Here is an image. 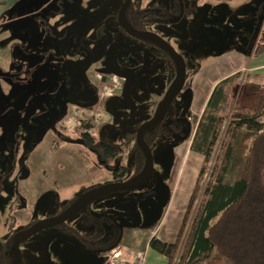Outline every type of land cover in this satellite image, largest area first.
<instances>
[{
    "label": "rangeland",
    "instance_id": "rangeland-1",
    "mask_svg": "<svg viewBox=\"0 0 264 264\" xmlns=\"http://www.w3.org/2000/svg\"><path fill=\"white\" fill-rule=\"evenodd\" d=\"M262 1L183 0V5L194 7L189 19L148 29L177 52L182 51V46L193 57L192 64L188 65L192 75L194 68L201 67L213 56L230 49L246 53L250 45L256 47L264 29V9L258 17ZM150 5L168 6L165 0H152ZM121 7L122 0H0V72L16 77H0V243L10 244L11 237L32 220L42 221L53 215L56 208L86 196L98 182L113 183L117 178L109 167H129L126 176L120 178L122 181H127L134 173L126 136L138 130L140 124L152 116L156 102L166 97L164 74L168 68L139 40L123 39L113 31L114 23L109 18L118 14ZM103 25L105 33L97 35ZM120 40L125 41V45L115 46L110 63L122 73L134 75L133 78L119 79L105 73L109 50ZM102 74L104 76L97 80ZM190 80L177 102L183 103L189 97ZM245 81L249 80L238 77L228 84L221 82L225 88L224 99L235 101ZM96 87L100 99L93 109L94 114L91 115V109L86 106L74 107L66 117L72 120L67 125L62 123L72 106L86 105L97 99ZM110 94L116 95L106 102L110 113L105 114L102 106ZM231 107L234 108V102ZM197 109L196 105L195 111ZM203 113L191 114V137L177 152L178 144L172 140L158 139L151 146L153 167L162 177L163 187L153 178L144 187L109 193L90 205L92 214H107L124 229V238L117 249L119 256L115 258L108 252L96 256L74 239L65 234L54 235L58 231L48 228L27 237L21 245L22 264H111V260L114 264H126L137 251L144 252L146 241L152 236L149 227L162 220L172 194L170 183L174 194L167 231L165 234L160 228L152 231L153 237L174 245L179 234L177 228L184 219L177 211L186 204L205 159L204 155L191 150L193 142L200 145L194 138ZM221 114L212 113V118L220 125L219 136L181 237L178 257L207 184L216 185L220 180L234 184L244 171L245 160L239 145L241 135L229 134L230 121L221 119ZM261 120L264 121V115ZM91 121L95 125L94 135L98 137L97 128H102L101 137L121 148V154L108 164L82 144L76 132L79 122ZM156 183L158 194L146 199ZM67 224L81 233L93 229L89 213H80ZM105 230L110 235L114 228L105 225ZM156 255L153 251L149 264H156L153 258Z\"/></svg>",
    "mask_w": 264,
    "mask_h": 264
},
{
    "label": "trees",
    "instance_id": "trees-1",
    "mask_svg": "<svg viewBox=\"0 0 264 264\" xmlns=\"http://www.w3.org/2000/svg\"><path fill=\"white\" fill-rule=\"evenodd\" d=\"M133 14H136L134 10ZM156 15L154 10L150 11L149 9L146 18L152 19ZM257 46L258 48L264 46V29ZM197 70L198 68H194L193 73ZM238 77H240L239 73L222 83L227 84ZM222 83L213 90L200 120L198 135L194 138V141H200V145L196 146L193 142L191 147L192 151L204 155L205 159L189 199L176 242L170 246L155 237L149 241L150 248L163 255L167 264H175L177 259V264H264V124L261 120L264 115V85L245 81L240 86L235 101H230V99H224L225 88L222 87ZM233 102L234 108L231 107ZM216 112L222 113L221 119H229V134L238 133L241 135L239 145L245 160L244 171L241 178L234 184H224L221 180L216 185L212 182L207 184L204 199L191 224L181 255L178 257L181 237L201 190V179L219 136L220 125L216 124L215 118H212V113ZM163 123L165 122H160L144 132V137L149 145L162 137L170 136L169 132L171 133V131L165 126L163 127ZM127 140L134 142L130 150V160L137 165V170L133 175V178H137L140 177L147 165L145 155L136 141L135 132L128 133ZM94 148L98 149L97 153H100L99 148L106 151L105 154L101 153L105 162L120 154L118 147H113L105 140L95 144ZM119 171L112 170L117 180L120 179ZM128 171L121 170L120 177ZM128 191V189L115 190L112 193ZM154 195L155 192H151L146 194L145 198ZM81 198L83 196L64 204L58 212L71 208ZM92 203L80 212L83 215L89 213L93 225L91 232L81 233L76 228L69 227L67 223L58 228L69 238L74 239L83 249L97 255L118 248L124 231L113 220V217L107 214L97 217L92 214L93 212L90 211ZM158 224L155 223L149 228L153 230ZM105 225L113 226L112 234H106ZM14 238L15 235L11 237L8 245L0 243V264L14 262Z\"/></svg>",
    "mask_w": 264,
    "mask_h": 264
},
{
    "label": "flooded vegetation",
    "instance_id": "flooded-vegetation-1",
    "mask_svg": "<svg viewBox=\"0 0 264 264\" xmlns=\"http://www.w3.org/2000/svg\"><path fill=\"white\" fill-rule=\"evenodd\" d=\"M151 1L152 0H131L130 3H129V5L125 9V12H124V19H125L126 23L128 25H130L132 28H134L135 30H137V31L153 33L151 31H149V29H148L149 26H156V25L169 26V25H175L177 23L179 24L183 19H186V18L189 19L190 16H191V12L194 9V7H189V6H186L185 4L183 5V0H165L166 3H167V5H168V6H165V7L164 6H151L150 5L151 4ZM124 2H125V0H122V6H123ZM121 8H120V10H121ZM149 9H150V11L151 10H154V12L157 13L156 17H154L152 19H147L146 18V14H148V10ZM263 9H264V0L262 1V4L260 5V10L258 12V17L259 18L262 15ZM120 10H119L118 14L112 15L109 18V21L114 23L113 24V28H114L113 31L116 34H118L119 36H122L123 39L126 38V37H132V38H135V39L139 40L143 44V46L145 48H148V49L153 50L155 57L158 58V59H162L166 63L167 68H168V71L164 74V77L167 79V81H166V87H165V89H166L165 90V96L166 97L162 98L161 101H157L156 102L158 104H157V107H155V109L152 111L153 112L152 113V116L150 118H148L146 121L142 122L140 124V127H141L143 124H145V123L149 122L150 120H152L156 116V114H158V112L166 106V103L168 101L169 95H170L171 90L173 88L174 81H175L176 76H177V65H176V62H175L174 58L171 56V54L167 50H165L163 47H161V46H159V45H157V44H155V43H153V42H151L149 40L140 39V38L133 37L132 35H130L124 29V27L122 26V24L120 22ZM133 10L136 12V14H133ZM148 20H150V22H148ZM109 24H112V23H108V25ZM105 29H106V26L105 25L99 27V29L97 31V33H98L97 35L104 34L105 33ZM254 44H256V43H254ZM117 45L124 46L125 45V41L120 40L118 43H115L110 48L109 53H108L109 62H108V58H107L108 68L105 70V73H109L111 76L118 77L119 79H125L126 77H119V76L115 75L114 72L119 73V74H124V75H129V74L122 73L121 71L117 70L110 63V55H111V52L115 48V46H117ZM171 47L177 52V50L173 46H171ZM250 47H251V45L249 46V48ZM180 50H182V51H180V52L178 51L177 53L183 58V60L185 62V65H186V80H185V83H184V86H183L181 92L175 97V99L171 103L169 109L167 110L166 115L158 122V123L165 122V123H163L162 126L163 127L165 126L166 128H168L171 131V133L169 132L170 136L168 134L169 137H162L161 139L164 140V141H166V142H168L170 140L175 141L178 144L177 146H179V145H181V144H183V143L186 142V141H183L182 138H184L187 135L189 129L192 130V122H191L192 117H191V112L188 109H186V108L183 109V111H182L183 103L186 102L187 98H186L185 102L183 101V103H181V102H177V97L184 90H186L185 89V85L187 84V81L190 80V78H191V72L189 71L188 65L189 64H192V61H193L192 58L193 57L190 54H188L186 52V50L182 46H181V49ZM109 63L112 66V68L109 66ZM171 72H173L172 75H171ZM104 74L98 75L97 76V80L100 78V76H104ZM14 78H16V77H14ZM11 79H13V78H11ZM95 93H96V98L97 99L94 102L88 103V104L82 105V106H79V105L72 106L71 107V110L63 117L64 119L62 120V123L64 122V124L67 125V123H69V121L72 120V119L71 120L70 119L67 120L66 117L69 116V114H71V111L73 110L74 107H85L86 106L87 108L91 109V115H93L94 114L93 109L97 106V104L99 102V99H100V97H98L99 95H98L97 87L95 89ZM116 94H114V95L110 94V96H108L109 98H107L106 101L103 103L102 109L104 110V113L105 114H107L109 112V110L107 108V103L106 102L110 98L114 97ZM84 110L87 111V113L88 112L90 113V111L88 109H84ZM91 120H93V118H91ZM158 123H156L155 125L151 126L150 128L156 126ZM78 125H79V127L76 128V132L79 133V138H80L81 143L84 144L87 148H89L93 153L99 155L101 158H102L101 153H104L105 154L106 151L103 148L102 149L99 148L100 153H97L98 149H95L94 148V145L97 144L98 142H100L101 140L107 141L113 147H118V146L112 144L108 139H103L101 137L100 132H101V129L102 128H97V130H98V132H97L98 133V137L96 135H94L93 134V131L95 130V125L92 123V121L91 122H87V123L86 122H83L82 124H81V122H79ZM101 125H103V124H101ZM150 128H148V129H150ZM148 129H146V130H148ZM133 132L136 133V141L139 144L138 137H137V129L134 130ZM66 140H67V138H65V141ZM144 140H145L146 144L150 147V150H151V146L155 142L153 144L149 145L148 142H147V140L145 139V137H144ZM181 142H183V143H181ZM126 143L128 144L127 146H129V151H130L131 148H132V145L134 144V142L128 141L127 140V136H126ZM139 146L142 148V150L144 152L145 159H146V163H147V165L143 169L144 171L140 175V176H142V175H144L149 170V159H148L147 153L144 150V148L140 144H139ZM119 149H120V154H121V148H119ZM130 152H129V155H128V157H130L129 159H131ZM117 157L112 158V160H115ZM112 160H108L107 162H105L103 160V162H105V163L108 164V162L109 161H112ZM130 163H131V166H133L134 170H137L136 169L137 168L136 167L137 165L134 164V163H132L131 160H130ZM109 169H111V170H130L129 167H123V166H121V167L118 166V167H113V168L112 167H109ZM134 173H135V171H134ZM134 173L131 175L130 178H128V180L135 179V178H133ZM112 174H113V177H114L115 175H114L113 172H112ZM126 174L124 176H121V177L124 178L126 176ZM121 177H119V178H121ZM115 178H116V176H115ZM153 178H156L158 185L161 183L162 184V187H163L162 177L157 172H155V169H154L153 176H152L150 182L152 181ZM114 182H124V181H122L121 179H118V180L117 179H114L113 183ZM157 183L155 184L154 190H152V192H155V194H158V190H156L157 189V187H156ZM150 197H152V196H150ZM62 207H60V208H62ZM60 208H56L57 210H55L54 214L48 216L46 219L59 216L62 213H64L65 211L68 210L67 209L65 211L58 212V211H60ZM97 215H100L101 216L102 214H96V216ZM38 222H40V220H35V221L32 220V222H30L28 224V226L25 229H22L21 231L30 229L31 227H33ZM67 222H65V223H67ZM65 223H63V224H65ZM60 225H62V224H60ZM60 225H57L55 227H51V228H55V230L58 231L54 235H57V234H65V233H63V232H61L59 230L58 227ZM14 235L16 236V234H14ZM65 235H67V234H65ZM112 251H110L108 253L110 254Z\"/></svg>",
    "mask_w": 264,
    "mask_h": 264
},
{
    "label": "crops",
    "instance_id": "crops-1",
    "mask_svg": "<svg viewBox=\"0 0 264 264\" xmlns=\"http://www.w3.org/2000/svg\"><path fill=\"white\" fill-rule=\"evenodd\" d=\"M257 44H256L257 48L255 46L253 48L250 47L249 51L246 53L237 51L236 49H230L220 56H213L212 58L208 59L204 65L198 67V70L192 73L190 78L191 80L188 87V92L190 94L189 97L187 98L188 101L186 100L187 101L186 109H188L191 112V114L203 113L215 87L219 83L234 76L237 73L240 74V77L244 78L245 80H249L251 83L261 86L264 85V46L258 48ZM196 105L198 106L197 111H195ZM262 123L264 124V121H262ZM182 145H184V143L177 147L176 152ZM190 154L194 155L191 152ZM197 176L198 175H196L194 182L191 186L192 190L195 186ZM97 185L101 186L104 184L102 182H98ZM168 186L170 187L172 192L171 198L167 204V208L162 220L155 228L156 230L160 228L159 230L163 231L164 234L167 231L165 229L167 228L166 226L168 225L169 222V220L167 219L172 207L173 194H174L173 185L170 183ZM191 192L192 191L190 190L188 197H186V204L177 211V214L182 215V217H184L186 211V205L187 202L189 201L188 199ZM181 223L182 220L180 221V224L177 228L178 231L180 229ZM153 232L154 231L151 230L150 234H152V236H150L149 239L146 241L145 249L143 250L144 251L143 253L146 254L145 264H149L148 258L150 256L152 257L153 250L149 246V241L154 236ZM167 243H169V245L171 244L170 242ZM136 253H139V251H137ZM136 253H134V255ZM153 258L155 259L156 264H167L166 259L163 255L161 256L158 254L156 256H153Z\"/></svg>",
    "mask_w": 264,
    "mask_h": 264
},
{
    "label": "water",
    "instance_id": "water-1",
    "mask_svg": "<svg viewBox=\"0 0 264 264\" xmlns=\"http://www.w3.org/2000/svg\"><path fill=\"white\" fill-rule=\"evenodd\" d=\"M131 0H125L121 10H120V22L124 29L133 37H137L140 39H145L149 40L161 47H163L165 50H167L171 56L174 58L176 65H177V76L173 84V88L171 90V93L169 95L168 101L166 103V106L161 109L156 116L150 120L149 122L143 124L138 130H137V137H138V142L139 144L144 148V150L147 153L148 159H149V170L142 176L124 181V182H114L111 184L107 185H102L97 188L92 189L86 196L81 198L74 206L69 208L67 211L62 213L59 216L53 217V218H48L44 219L37 224H35L33 227H31L28 230L20 231L16 234L13 242V251L15 253V259L12 264H22L23 263V253L21 250V244L29 237L30 235L37 233L39 231H42L44 229H48L51 227H55L57 225L63 224L67 222L68 220L72 219L75 217L77 214L83 211V209L93 201L109 194L112 193L115 190H133V189H138L146 184H148L153 176L154 172V167H153V160H152V155H151V150L150 147L146 144L144 140V131L151 126L155 125L158 123L167 113V110L169 109L171 103L175 99V97L181 92L185 80H186V65L183 60V58L161 37L157 36L154 33L150 32H141L137 31L134 28H132L130 25H128L124 19V12L126 7L129 5ZM109 62V58H108ZM109 66L112 68V66L109 63ZM113 70V69H112ZM114 72V71H113ZM145 72V70H144ZM115 75L119 77H126V78H133L135 77L134 75H124V74H119L114 72ZM0 77L1 78H14L12 75H8L6 73H1L0 72ZM191 132L192 130L189 129L187 135L182 138L183 141H187L191 137ZM98 217L100 215H97ZM52 237L49 239L48 243L51 241ZM48 243L46 245V253L48 249Z\"/></svg>",
    "mask_w": 264,
    "mask_h": 264
},
{
    "label": "built area",
    "instance_id": "built-area-1",
    "mask_svg": "<svg viewBox=\"0 0 264 264\" xmlns=\"http://www.w3.org/2000/svg\"><path fill=\"white\" fill-rule=\"evenodd\" d=\"M117 249H114L111 253L112 255L114 254V257L116 258L119 256L121 253H117ZM146 261V254L145 253H136L135 255L132 256L131 260H127L126 264H145ZM111 264H114V262L111 260Z\"/></svg>",
    "mask_w": 264,
    "mask_h": 264
}]
</instances>
